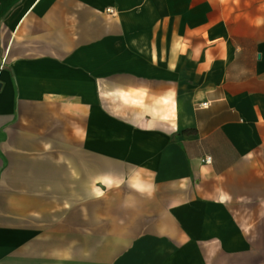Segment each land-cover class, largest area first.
Here are the masks:
<instances>
[{"label": "crops", "instance_id": "0c3cea01", "mask_svg": "<svg viewBox=\"0 0 264 264\" xmlns=\"http://www.w3.org/2000/svg\"><path fill=\"white\" fill-rule=\"evenodd\" d=\"M0 264H264V0H0Z\"/></svg>", "mask_w": 264, "mask_h": 264}, {"label": "rangeland", "instance_id": "374dc122", "mask_svg": "<svg viewBox=\"0 0 264 264\" xmlns=\"http://www.w3.org/2000/svg\"><path fill=\"white\" fill-rule=\"evenodd\" d=\"M105 220H103L104 222ZM107 222V221H106ZM93 226H94V220H88L87 219V230L88 229H93ZM104 226V225H103ZM108 226V224H107ZM105 238H107L106 235H93V234H87L86 235V239H87V242H95V241H103Z\"/></svg>", "mask_w": 264, "mask_h": 264}, {"label": "built area", "instance_id": "2783aa9c", "mask_svg": "<svg viewBox=\"0 0 264 264\" xmlns=\"http://www.w3.org/2000/svg\"><path fill=\"white\" fill-rule=\"evenodd\" d=\"M107 12H108L109 14H115V11H114L112 8L107 9ZM205 105H206V104H205ZM205 162H206V163H211V162H212V158H211V157H206V158H205Z\"/></svg>", "mask_w": 264, "mask_h": 264}]
</instances>
